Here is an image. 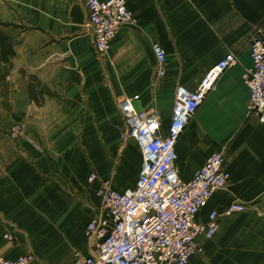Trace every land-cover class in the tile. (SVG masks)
<instances>
[{
  "label": "crops",
  "instance_id": "1",
  "mask_svg": "<svg viewBox=\"0 0 264 264\" xmlns=\"http://www.w3.org/2000/svg\"><path fill=\"white\" fill-rule=\"evenodd\" d=\"M133 22L122 25L107 54L93 47L84 0H0V30L12 40V66L0 91V256L33 255L30 264H71L88 255L87 222L100 210L101 179L125 190L141 167L135 140L123 136L117 102L131 98L155 110L166 130L178 85L194 89L227 52L228 67L175 143L187 181L221 151L230 178L198 218L231 201L243 212L220 226L188 264H264V123L247 113L243 72L250 39L264 21V0H126ZM165 51L157 75L153 43ZM29 75L53 95L37 104ZM19 124L22 130L15 134ZM94 172L98 179L91 181ZM246 204V205H245ZM232 246V253L227 250Z\"/></svg>",
  "mask_w": 264,
  "mask_h": 264
},
{
  "label": "built area",
  "instance_id": "2",
  "mask_svg": "<svg viewBox=\"0 0 264 264\" xmlns=\"http://www.w3.org/2000/svg\"><path fill=\"white\" fill-rule=\"evenodd\" d=\"M84 4L94 50L103 56L119 28L134 21L133 13L126 0H84ZM254 30L249 43L251 66L243 72V82L249 90L247 113L264 123V21ZM152 48L157 75L162 76L165 51L156 42ZM237 62L236 54L227 52L203 73L194 89L178 85L165 131L157 111L139 110L129 97L117 102L123 136L135 140L141 167L134 186L125 190L114 189L110 179L100 180L95 192L100 210L86 227L92 252L76 254L71 264H188L190 257L203 252L202 241L216 234L219 216L245 210L242 203L231 201L222 211H210L200 220L198 215L207 200L228 184L224 155L214 151L185 181L179 176L174 148L205 96L222 73ZM21 130L19 124L13 129L15 134ZM88 179L98 177L92 172ZM32 259L29 253L14 259L0 256V264H30Z\"/></svg>",
  "mask_w": 264,
  "mask_h": 264
},
{
  "label": "trees",
  "instance_id": "3",
  "mask_svg": "<svg viewBox=\"0 0 264 264\" xmlns=\"http://www.w3.org/2000/svg\"><path fill=\"white\" fill-rule=\"evenodd\" d=\"M14 55L12 50V40L8 37L2 30H0V91L5 92L8 89V85L4 82L5 76L8 74L12 63L10 58ZM30 83L28 84V93L37 104H40L43 101L42 93L47 95H53L50 90L46 88L45 85H42L40 90L37 88L40 86L39 81L33 76L29 75Z\"/></svg>",
  "mask_w": 264,
  "mask_h": 264
},
{
  "label": "rangeland",
  "instance_id": "4",
  "mask_svg": "<svg viewBox=\"0 0 264 264\" xmlns=\"http://www.w3.org/2000/svg\"><path fill=\"white\" fill-rule=\"evenodd\" d=\"M0 68H2V64H0ZM246 205V204H245ZM97 214V213H96ZM95 216V215H94ZM85 236H86V234H85ZM87 237V236H86ZM87 239H89V241H90V243H91V240H90V238L89 237H87ZM264 245H261V247H263ZM235 247H236V249L237 248H239V247H237V246H232V247H230V248H227V250L229 251V252H231L232 253V250L233 249H235ZM264 250V249H263Z\"/></svg>",
  "mask_w": 264,
  "mask_h": 264
}]
</instances>
